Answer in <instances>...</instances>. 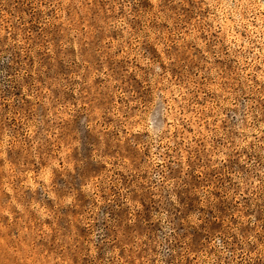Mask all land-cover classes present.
<instances>
[{
    "label": "rangeland",
    "instance_id": "rangeland-1",
    "mask_svg": "<svg viewBox=\"0 0 264 264\" xmlns=\"http://www.w3.org/2000/svg\"><path fill=\"white\" fill-rule=\"evenodd\" d=\"M0 264H264V0H0Z\"/></svg>",
    "mask_w": 264,
    "mask_h": 264
}]
</instances>
